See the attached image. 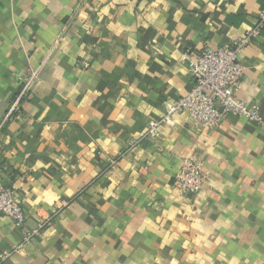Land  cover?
Instances as JSON below:
<instances>
[{
	"label": "crops",
	"instance_id": "0c3cea01",
	"mask_svg": "<svg viewBox=\"0 0 264 264\" xmlns=\"http://www.w3.org/2000/svg\"><path fill=\"white\" fill-rule=\"evenodd\" d=\"M263 9L0 0V184L38 231L25 243L0 217V264H264V124L229 115L205 130L184 113L159 140L143 137L165 101L191 91L184 54L245 36ZM240 57L237 95L264 119V29ZM20 78L31 95L8 123ZM192 157L206 179L183 197L175 177Z\"/></svg>",
	"mask_w": 264,
	"mask_h": 264
},
{
	"label": "built area",
	"instance_id": "2783aa9c",
	"mask_svg": "<svg viewBox=\"0 0 264 264\" xmlns=\"http://www.w3.org/2000/svg\"><path fill=\"white\" fill-rule=\"evenodd\" d=\"M263 29L264 9L256 26L245 36L234 40L229 45L199 53L186 52L183 59L188 65L192 80L190 93L177 100L165 101L163 116L149 123L143 137L159 140L160 128L172 127L175 117L184 113H187L197 126L205 130L219 128L229 115L264 124L259 108L246 104L237 95L244 75L240 56ZM20 81L23 84L12 101L5 119L8 123L13 122L22 114L23 102L31 95L32 79L20 78ZM205 179L204 163L193 157L187 158L183 160L182 168L175 177L174 189L183 197L198 195L202 191ZM66 205V203L63 204V206ZM0 217L12 220L15 228L22 232L25 243L38 234V231L28 230L16 190L4 184H0ZM10 254L5 251L2 260L5 261Z\"/></svg>",
	"mask_w": 264,
	"mask_h": 264
}]
</instances>
